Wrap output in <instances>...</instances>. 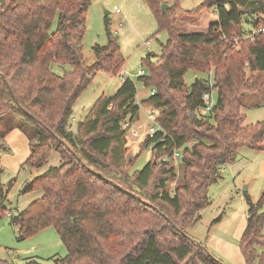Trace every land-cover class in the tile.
I'll return each mask as SVG.
<instances>
[{
    "label": "trees",
    "instance_id": "obj_1",
    "mask_svg": "<svg viewBox=\"0 0 264 264\" xmlns=\"http://www.w3.org/2000/svg\"><path fill=\"white\" fill-rule=\"evenodd\" d=\"M144 2L168 34L159 54L142 58L148 74L138 80L154 93L138 102L135 83L124 79L114 94L95 100L74 134L67 126L79 94L96 72L117 74L123 66L109 18L107 43L94 45L95 61L88 65L80 42L91 0H0V73L12 91L0 76V119L12 112L21 117L12 127L28 137V167H41L53 152L60 158L24 182L22 193H42L17 214L6 210L8 189L4 193L0 182V216L9 215L19 241L54 227L67 250L54 264H223L187 228L199 219L209 203L208 187L239 148L264 149V120L247 123L241 111L242 99L260 89L257 76L264 73V32L256 31L264 22V0H204L187 10L179 0L164 10L165 0ZM210 8L217 20L205 32L181 31L180 13ZM188 70L211 74L212 83L196 77L187 85ZM206 92L215 95L214 103L199 115ZM142 104L160 111V129L141 144L138 155L151 147L149 160L130 172L120 157L127 151L122 123H133ZM174 149L181 150L178 173ZM263 197L264 191L254 202L244 194L245 264L262 262L255 246L264 244ZM23 264L43 263L30 257Z\"/></svg>",
    "mask_w": 264,
    "mask_h": 264
},
{
    "label": "rangeland",
    "instance_id": "obj_2",
    "mask_svg": "<svg viewBox=\"0 0 264 264\" xmlns=\"http://www.w3.org/2000/svg\"><path fill=\"white\" fill-rule=\"evenodd\" d=\"M168 1L172 2V0ZM203 1L179 0L184 10L196 7ZM116 8L120 13H116ZM213 13L212 8L205 9L197 15L180 13L177 24L183 33H203L207 30L208 24L215 19ZM105 18H109L111 31L118 39L120 53L124 59L123 66L117 74L96 72L88 86L79 94L73 104L67 126L68 130L74 134L77 133L78 123L88 114L95 100L104 94H113L122 76L129 77L135 83L136 101L140 102L149 95L150 88L138 80L140 70H143L144 75L148 74V66L142 63V58L149 52L159 54L160 44L164 43L168 36L166 30L159 29L144 0H91L86 13V30L80 42L81 52L88 65L95 61L94 45L107 43ZM244 28L249 30L251 25L244 23ZM196 77H202L208 83H212L211 74L195 73L192 70L186 72L184 80L187 85H190ZM257 77L258 83L261 84L260 89L242 99L244 104L241 106V111L245 114L247 123L264 120V103L260 106L248 105L249 101L257 102L264 98V73H259ZM152 111L156 113L158 119L160 115L158 109L147 104L141 105L138 118L133 122L134 124L132 123V129L136 130L139 136H142L150 123L147 115ZM20 119L21 117L13 112L0 119V142L4 141L5 144V147L0 150L2 169L0 182L4 193L8 189L3 204L6 210L13 214L23 210L42 193L39 190L22 193L24 182L33 179L49 166L56 165L60 161L59 156L53 152L47 162L39 168H31L24 164L29 155L28 137L17 127H12ZM139 138L132 137L129 132H126L127 151L120 157L126 164L124 169L130 172L140 169L150 158L148 149H144L138 155L144 140ZM261 165H263L262 169H260ZM175 168L178 173L179 165L176 164ZM220 175L221 177L208 187L209 203L199 211V219L187 228V233L223 264H245L240 247L247 220L244 194L246 192L255 202L264 191L262 187L264 186V150L239 148L236 160L225 165ZM174 184L175 180L169 182L168 187L172 188ZM261 211H264V197ZM9 221V215L4 213L0 216V264H23L30 257L43 264H54L53 258L64 257L67 254L54 227H45L19 241L16 238L18 227L11 225ZM261 234H264V226ZM255 248L263 257L260 264H264V244L257 245Z\"/></svg>",
    "mask_w": 264,
    "mask_h": 264
},
{
    "label": "built area",
    "instance_id": "obj_3",
    "mask_svg": "<svg viewBox=\"0 0 264 264\" xmlns=\"http://www.w3.org/2000/svg\"><path fill=\"white\" fill-rule=\"evenodd\" d=\"M116 11H119V9H116ZM256 31L257 32H264V22L262 25H260L256 29ZM234 41H235V43H237L236 39H234ZM139 73H140V75H143V70H140ZM126 78H129V77L122 76V81ZM153 93H154V89H150L149 94H153ZM203 100H204L205 106L197 112L198 114L207 113L214 103L212 93H210V92L204 93ZM156 116L157 115L154 111L150 112L147 115V118L150 121V123L148 124V126H147L145 132L142 134V136L141 135L139 136V133L136 130L132 129L133 125L128 120H125L122 123V126H123V128H125L127 130V133L129 132V135L132 137H142L143 139L146 136L152 137V136H154L155 132L160 129V126L156 121V119H157ZM150 152H151V147L148 148V155L149 156H150ZM180 158H181V150L180 149H174L172 156H171V159L174 162V164H178ZM160 159L165 160L166 156H161Z\"/></svg>",
    "mask_w": 264,
    "mask_h": 264
},
{
    "label": "crops",
    "instance_id": "obj_4",
    "mask_svg": "<svg viewBox=\"0 0 264 264\" xmlns=\"http://www.w3.org/2000/svg\"><path fill=\"white\" fill-rule=\"evenodd\" d=\"M165 2H167V5H170L171 3L168 1V0H166ZM181 6V5H180ZM117 9V8H116ZM212 11L214 12V10L212 9ZM116 13H120V11H116ZM202 13V12H201ZM213 14H215V19L212 21V22H214V21H216L217 20V15H216V13L214 12ZM211 22V23H212ZM120 23H122V21H120ZM210 24V23H209ZM208 24V25H209ZM121 83H122V80L120 81V82H118L117 83V85L115 86V89H114V92H113V94L115 93V91L119 88V86L121 85ZM112 95V94H111ZM104 96H110V95H106V94H104ZM262 103H264V98H262V99H259L257 102H255V101H249V103H248V105L250 106H260ZM242 104H244V102L242 101ZM134 124V123H133ZM140 138H142V137H140ZM139 138V139H140ZM138 142H140V141H138ZM264 150V149H263ZM146 159H147V157H146ZM145 159V160H146ZM262 166L263 165H261V167H260V169H262ZM262 187H264V186H262Z\"/></svg>",
    "mask_w": 264,
    "mask_h": 264
},
{
    "label": "water",
    "instance_id": "obj_5",
    "mask_svg": "<svg viewBox=\"0 0 264 264\" xmlns=\"http://www.w3.org/2000/svg\"><path fill=\"white\" fill-rule=\"evenodd\" d=\"M217 1H220V2H223V3L226 2V0H217ZM165 7H166V4H162V5H161L162 10H164ZM0 76L2 77V79L4 80V82L6 83L7 87L9 88L10 93H12L9 84H8L7 80L5 79V77L3 76L2 73H0ZM58 139H59V138H58ZM59 141H61L62 143H64V141L61 140V139H59ZM67 146H68V145H67ZM98 176L101 177V178H103V179H105V177H104L101 173H98ZM107 181H108L109 183H112V181H110V180H107ZM113 184H114L116 187H119L118 184H116V183H113ZM119 188H120V187H119ZM196 242H197V241H196ZM197 243H198V242H197Z\"/></svg>",
    "mask_w": 264,
    "mask_h": 264
}]
</instances>
